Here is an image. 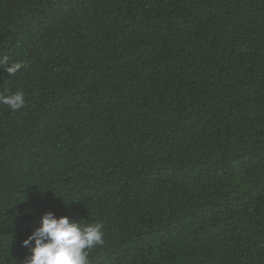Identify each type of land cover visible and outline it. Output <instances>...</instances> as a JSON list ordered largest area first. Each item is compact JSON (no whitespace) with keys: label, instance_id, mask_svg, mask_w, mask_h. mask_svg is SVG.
<instances>
[{"label":"trees","instance_id":"trees-1","mask_svg":"<svg viewBox=\"0 0 264 264\" xmlns=\"http://www.w3.org/2000/svg\"><path fill=\"white\" fill-rule=\"evenodd\" d=\"M0 264L53 212L89 264H264V0H0Z\"/></svg>","mask_w":264,"mask_h":264},{"label":"clouds","instance_id":"clouds-1","mask_svg":"<svg viewBox=\"0 0 264 264\" xmlns=\"http://www.w3.org/2000/svg\"><path fill=\"white\" fill-rule=\"evenodd\" d=\"M0 67L11 76L23 64L10 63L9 57L3 56L0 57ZM25 103L22 91L0 94V104L13 111L22 108ZM40 220L41 226L22 241V247L28 248L30 255L21 264H89V253L105 243L102 223L82 226L68 216L57 217L51 211L44 213Z\"/></svg>","mask_w":264,"mask_h":264}]
</instances>
